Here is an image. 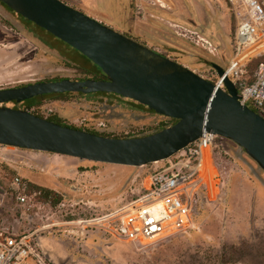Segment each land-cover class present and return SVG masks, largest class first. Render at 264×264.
Segmentation results:
<instances>
[{"label":"rangeland","instance_id":"obj_1","mask_svg":"<svg viewBox=\"0 0 264 264\" xmlns=\"http://www.w3.org/2000/svg\"><path fill=\"white\" fill-rule=\"evenodd\" d=\"M61 1L123 35L139 39L147 47L213 83L216 79L212 64L226 68L233 54L231 42L236 25L226 0ZM122 3L131 6L132 22L129 18L121 19L113 11V7ZM176 9L187 15L194 14L186 23H195L192 26L212 40L218 47L216 56L174 34L168 22H179L172 20L176 18ZM144 20L156 23L165 32V39L136 37L132 23L141 24ZM3 22H7L6 25ZM211 23L215 24L214 28H210ZM29 31L44 37L47 44L32 37ZM62 54L77 65L89 67L90 63L79 52L0 4V89L45 80L83 78L79 70L66 63ZM91 102L94 101L77 98L46 100L35 111L46 119L60 113L72 114L75 117L65 121L74 124L78 119L100 117V108L96 104L89 107ZM217 144L232 161L225 195L216 202L205 200L200 204L192 231L144 249L70 222L102 216L124 206L144 191L148 176L164 163L131 168L0 146V172L10 178L21 176L29 183L64 197L58 207L46 208L38 218L30 220L20 213L13 216L18 220L16 230L41 229V248L55 264H207L212 259H218L219 264H237L241 256L230 251L236 245L227 241L221 244L215 256L211 254L212 245L221 234L235 231L248 236H239L238 247L251 252V256H244L242 261L264 264V228H258L264 227V172L233 142L219 137Z\"/></svg>","mask_w":264,"mask_h":264},{"label":"water","instance_id":"obj_2","mask_svg":"<svg viewBox=\"0 0 264 264\" xmlns=\"http://www.w3.org/2000/svg\"><path fill=\"white\" fill-rule=\"evenodd\" d=\"M0 2L80 52L106 77L0 89V146L141 168L170 159L207 133L236 144L264 172V118L241 104L222 66L212 64L225 77L224 88L61 0ZM65 93L116 94L177 122L146 137L109 138L4 105Z\"/></svg>","mask_w":264,"mask_h":264},{"label":"built area","instance_id":"obj_3","mask_svg":"<svg viewBox=\"0 0 264 264\" xmlns=\"http://www.w3.org/2000/svg\"><path fill=\"white\" fill-rule=\"evenodd\" d=\"M226 2L236 27L225 76L238 89L241 104L264 118V0ZM168 25L174 34L210 55L219 53L202 32L179 22L169 21ZM257 59L260 61L251 72L250 65ZM211 71L215 84L224 88L225 77ZM218 138L205 133L170 159L153 163L164 164L148 176L144 191L124 206L70 224L140 249L189 233L195 228L200 204L205 200L216 202L226 192L232 161L220 150ZM29 184L21 176L10 178L0 172V264H55L41 248V229L16 230L18 220L13 216L20 213L32 220L51 208L40 200V192L30 190Z\"/></svg>","mask_w":264,"mask_h":264},{"label":"flooded vegetation","instance_id":"obj_4","mask_svg":"<svg viewBox=\"0 0 264 264\" xmlns=\"http://www.w3.org/2000/svg\"><path fill=\"white\" fill-rule=\"evenodd\" d=\"M127 37L146 46L143 42H140L136 38H132L130 36H127ZM63 44L68 46L64 42ZM68 47L70 49H73L70 46ZM62 56L66 59V63L69 66L74 67L76 70H79L81 74L84 76L83 78H76V79H70V80H73V81L106 80V77L104 76L102 70L100 69V72H99L95 68L96 65L93 62H91L88 58H86L85 56L82 55L90 63L89 67H82L80 65H77L76 63L71 61L70 58L67 57L66 55L62 54ZM64 79H69V78H64ZM60 80H63V79H53V80H45V81H39V82H53V81H60ZM39 82H34V83H39ZM29 84H33V83H29ZM29 84H25V85L18 86V87H23ZM18 87H13V88H18ZM68 98H77V99H83L86 101H94L88 104V106L91 107L92 105L94 106V104H96L100 108V112H99L100 117H96L94 115V117L92 118H89V119L85 118L83 120H79L78 118H76L78 120L74 122V124H68L65 121V119L69 117L70 118L75 117V115L68 114V113H64V114L60 113V114H55L53 116L48 117L47 120L60 124L62 126L82 130V131L100 135L103 137L120 138V139L146 137V136L155 134L161 130H164L168 127H171L177 122L176 120L169 119L164 116L158 115L157 113L150 110L145 105H142L131 99H127V98H124V97H121L119 95L112 94V93L50 94V95H43V96L35 97L33 99L23 101L20 103L13 101V102L6 103L4 105L6 107H9L15 110L28 111L29 113L35 116L44 118L43 116H41L35 111L36 107L40 106L42 101L54 100V99H59V100L64 99L65 100ZM133 119H135L134 122L131 121ZM97 120H101V122L99 123V121ZM135 122L137 124L142 123L143 126H139V125H138L139 127L135 126ZM130 123H134L133 126H129ZM121 126L122 127L124 126V127L122 128ZM118 131H122V132L119 133Z\"/></svg>","mask_w":264,"mask_h":264},{"label":"crops","instance_id":"obj_5","mask_svg":"<svg viewBox=\"0 0 264 264\" xmlns=\"http://www.w3.org/2000/svg\"><path fill=\"white\" fill-rule=\"evenodd\" d=\"M113 8H114L113 11H115L117 14H119L121 19H122V17H123V19L125 18L126 20L129 18L131 20V22H132V18H131L132 17V9H131V6H128L127 4L122 3V6L119 5V7H113ZM174 17H176V18L175 19L173 18L172 20H176V21H179L181 23H185L186 25L194 28L192 25H194L195 23L194 24L193 23H186V20H189L192 17H194V14L187 15V14L183 13L181 11V9H176ZM132 26L134 27V31H135V36L136 37H139V38H142V39H145L146 37H152V38L158 37L159 40L160 39L161 40L165 39V37H164L165 36V32L160 30V28H158L156 23H154L153 21L144 20V21H142L141 24L136 23V21H135L134 25L132 23ZM214 26H215L214 23L210 24V28H214ZM194 29H196V28H194ZM205 29H207V28H205ZM217 29H219L218 26H217ZM196 30H198V29H196ZM198 31H200V30H198Z\"/></svg>","mask_w":264,"mask_h":264},{"label":"trees","instance_id":"obj_6","mask_svg":"<svg viewBox=\"0 0 264 264\" xmlns=\"http://www.w3.org/2000/svg\"><path fill=\"white\" fill-rule=\"evenodd\" d=\"M0 4L8 9V7L5 6L4 4H2L1 2H0ZM5 23H7V22H3L4 25H6ZM7 25H9V24H7ZM39 29L41 31L45 32V30H43L41 28H39ZM29 34L32 35V37H34V38L38 39L39 41H41L43 44H47V42H45V40L43 39L44 37L35 35V32L29 31ZM49 35H51V34H49ZM58 42L63 44V42H61L60 40H58ZM56 50H59V52L61 51L60 49H56ZM259 61H260V59H257V60H254L252 62V64L250 65V71L251 72L254 71V69L258 65ZM95 68L100 72V68H98L96 66H95ZM29 186H30V190L31 191L40 192L41 193L40 200L43 201L44 203L49 204L52 208L58 207L64 201V197L62 195L58 194L57 192H55V191H53L51 189H48V188H45V187H41V186H38V185H35V184H32V183H30ZM230 251L233 254L240 255L242 259H243L244 256H251V252L248 249H241V248L236 247V246L231 247ZM241 258H240L239 261H242Z\"/></svg>","mask_w":264,"mask_h":264},{"label":"clouds","instance_id":"obj_7","mask_svg":"<svg viewBox=\"0 0 264 264\" xmlns=\"http://www.w3.org/2000/svg\"><path fill=\"white\" fill-rule=\"evenodd\" d=\"M258 228H264V227H259ZM243 235L245 238H248V236H246L243 232H239V231H235V232H225L223 234H221L219 240L212 245V255L215 256L216 253L219 251L220 246L223 242L227 241L231 244L236 245L237 247L240 245V240H239V236ZM252 241L250 240V243ZM207 264H219V260L218 259H212L207 261ZM237 264H246V261H238Z\"/></svg>","mask_w":264,"mask_h":264}]
</instances>
